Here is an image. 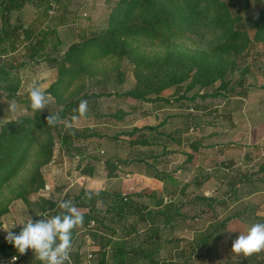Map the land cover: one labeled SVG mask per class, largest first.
Wrapping results in <instances>:
<instances>
[{
  "label": "rangeland",
  "instance_id": "obj_1",
  "mask_svg": "<svg viewBox=\"0 0 264 264\" xmlns=\"http://www.w3.org/2000/svg\"><path fill=\"white\" fill-rule=\"evenodd\" d=\"M4 1L0 0V35L16 26V12L4 11ZM117 2H27L19 21L22 28L24 24L29 25L28 29L23 28L24 38H19L20 32L0 42V48L4 49L0 52V158L12 150L27 119L33 115L28 98L33 84L48 99L41 111L45 114H56L85 93L102 95L89 103L86 116L75 121L72 117L61 118L57 124L66 126L67 131L69 126L80 132L92 129L101 133L100 136H80L75 141L81 145L79 150L60 153L57 127H42L25 164L0 188V258L17 251L3 247L7 236L4 229L16 233L21 227L17 224L26 217L35 222L57 215L61 209L54 201L72 202L82 189L95 192L137 189L141 195L131 196L133 201L149 207L155 197H160L171 207L172 216L173 207L179 205L181 213L187 215L186 219L191 216V220L171 219L159 231L161 246L157 253L153 252L150 242L142 243L147 225L133 211L112 223L105 219L98 228L100 232L89 227L93 221L89 226L83 223L73 229L76 234L70 253L77 257V264H95L101 256L102 242L108 237L124 239L130 247L142 244L152 250L156 264H234L244 256L231 252L232 242L254 223L252 215L264 201V141L255 143L253 139L255 132L262 133L264 129V46L254 39L255 29L250 24L264 10V0H149L148 8L137 14L147 20L160 15L170 18L175 26L166 31L164 39L128 37L125 54L110 53L95 58L81 53V43L108 26L109 15ZM233 28L245 30L251 39L238 55L223 58L235 63L238 69L226 70L222 78L209 85L195 83L190 87L188 78L179 85L160 90L159 96L168 100L120 95L135 86L143 87L145 78L167 65L163 63L169 53L170 62L182 53L189 58L193 53L206 52L223 42ZM12 40L15 41L13 53ZM73 45L77 46L71 49ZM9 65L14 68H8ZM246 66L248 71L242 75L241 69ZM50 75L52 81L43 83L51 79ZM50 87L55 93L49 92ZM17 96L20 100L16 110L8 111V104L17 100ZM146 96L155 98L156 91H149ZM96 113H117L121 118L107 120ZM160 121L163 130L160 142L165 143V148L158 144L153 149L163 153L153 158L147 156L149 153H142L149 146L128 147L127 139L138 132L128 136L124 131ZM240 126L242 132L245 129L244 142H239L238 137H243L241 133L238 135ZM197 140L199 149L193 153L192 161L185 162L189 142ZM82 149L84 153H77ZM142 155L147 158L146 162L138 160ZM147 163L151 164L150 168L146 167ZM153 167L171 173L173 178L162 184L152 176ZM244 173L258 183L239 189L237 182L231 186ZM196 181H202L201 185ZM197 195H208L215 200L212 204L194 202L192 199ZM97 205L100 215L104 216L105 206ZM75 207L85 212L82 207ZM237 212L246 218L243 220L237 215L227 220L228 215ZM208 224L222 230L210 239L213 248L203 250L197 248L200 243L197 241ZM174 226L192 230L189 234L192 238L175 232ZM231 234L237 235L236 238H231ZM225 247L226 255H223ZM200 248V252H195ZM20 258L23 264H42L31 249L20 254ZM255 258L263 260L264 251L255 253ZM147 260H131L125 256L113 259L109 250L105 264H149Z\"/></svg>",
  "mask_w": 264,
  "mask_h": 264
},
{
  "label": "trees",
  "instance_id": "obj_2",
  "mask_svg": "<svg viewBox=\"0 0 264 264\" xmlns=\"http://www.w3.org/2000/svg\"><path fill=\"white\" fill-rule=\"evenodd\" d=\"M19 1L21 0H5L2 9L6 12H10L11 10L19 7ZM148 6L149 0H118L117 5L113 8L109 15L108 26L101 33L94 34L91 37L85 39V41L81 43V53L91 54L95 58L105 56L110 53L125 54L126 48L124 44H126V39L128 37H139L149 40L164 39V37H166V31L172 29L175 26L174 22L165 15H160L153 19L147 20L141 14H137L138 12L147 9ZM250 24L255 29L254 39L261 41L264 46V10H261L257 17L251 20ZM17 29L18 28L16 26L6 29L3 34L0 35V42H2L6 37H10V35L12 36ZM250 40L251 39L245 30L233 28L223 42L211 47L206 52L193 53L189 58H187L185 53H182L176 58V61L171 60L170 62L169 60L171 53H169L165 62L163 63L167 65L165 67H160L149 78H145L143 87L135 86L134 88L127 90L120 95L143 100H168L167 97L159 96V91L164 88H169L173 85H179V83L185 79H190V87L195 83L203 86L209 85L215 80L222 78L226 70L232 71L239 68V66L235 65V63L226 62L223 58L227 55H238L245 49L247 43H249ZM10 42L11 48H14L15 41ZM76 46L77 45H73L71 49ZM2 50L4 49L0 48V52ZM198 55H201V57L199 58ZM8 68L12 69L14 66L9 65ZM158 71H163V73ZM247 71L248 67H243L241 69V74L243 75ZM2 74L5 73L3 72ZM152 84L158 85L156 88H153L151 86ZM190 87L187 88L189 89ZM51 88L52 87H50L49 92L55 93V90H51ZM153 90L156 91V96L155 98L149 99L146 96V93ZM99 96L102 95L96 93H85L76 100L70 101L67 105H64L62 109L55 113L59 114L60 118L73 117L74 115H78V113L74 112V109L78 108L81 100H86L87 106H89V103L91 101H95ZM48 115L49 113L45 114L40 111H33V115L27 119V125L23 130V133L20 134V137L16 135L18 136L16 138L17 143L14 144L12 150L9 151V153L0 158V188L5 183H7L11 177H13L15 173L25 164L29 155V151L36 142V135L38 132H40V129L42 127H50L47 125L46 121ZM97 115H100L107 120H118L121 118V114L117 113H103ZM161 124L162 121L155 125L132 127V129L129 131H124L123 133L127 134L128 136H132L135 132H138L137 135L127 140L128 144L131 146L155 145L160 143V138L163 135V130L160 129ZM54 127H57L58 129L60 145L65 149V151H72L75 148L73 145V140L78 136H86L95 134L96 132L92 129H88V131L86 130L87 132L84 130H81L80 132L76 128L70 126L68 127L67 131L64 125L61 124L55 125ZM142 129H145V131H141ZM4 135L5 133H3V136ZM163 146H165V143ZM189 147L190 151L186 152V158L184 160L185 162L192 161L195 156V152L200 147V142L198 140L191 141L189 142ZM45 151L46 149L43 150L40 155H43V152ZM143 156L144 155H142L138 160L141 162H146L147 158ZM147 156L156 158L158 153L151 152ZM108 165H110L109 161ZM146 167L150 168L151 164L147 163ZM152 170V176L162 182H166L173 178L171 173H167L158 168L153 167ZM236 182L237 181H233L231 186H233V184ZM201 183L202 181H196L197 185H201ZM135 195H140V193H136ZM89 196H91V199H88ZM130 197L131 194L119 192L110 193L107 190H100L95 193H90L88 190H82L76 197H74L72 203L75 206L82 207L87 210L82 213L83 223L86 224V226H89L90 221H93L94 224L90 225L89 227H92V230L95 231L99 230V227L101 228V225L105 219L106 221L112 223L114 220H116V218H124L129 215L131 211H133L134 214H137L139 220L150 222V226L147 229V235L142 243L145 244L150 242V245L154 247L153 252L157 253L161 243L159 236L160 224H156L155 221L157 212L149 210L144 211L145 207H143L142 204L133 201ZM192 200L194 202L203 201L206 202V204H212L215 199L208 195H197L193 197ZM97 203H102L105 206L104 216L100 215L101 213L97 208ZM236 214L237 213H235V215ZM235 215H229L227 220ZM256 223H264V217H256ZM221 224L223 225L224 222L222 221ZM214 226L215 224L209 227V232L207 235L211 236L215 232L219 231V229L217 230ZM20 230L21 227L18 228L16 234H18ZM75 234L76 231L73 230L72 240L75 237ZM3 247L5 249H16L12 244L8 243L7 240L5 241ZM108 249L110 250L113 259L116 257L125 256L131 260L138 258L148 259L150 264H156V261L153 258L152 250L145 249L142 244L136 247H129L127 246V243L124 239L113 240L110 237L106 238L102 242L100 247L101 256L95 264H105L106 252ZM13 254L19 255V252L16 251ZM70 255L73 257L71 253ZM74 257L73 260L75 263H77V257ZM21 258L13 264H23Z\"/></svg>",
  "mask_w": 264,
  "mask_h": 264
},
{
  "label": "clouds",
  "instance_id": "obj_3",
  "mask_svg": "<svg viewBox=\"0 0 264 264\" xmlns=\"http://www.w3.org/2000/svg\"><path fill=\"white\" fill-rule=\"evenodd\" d=\"M30 107L33 111H42L46 108L48 99L41 88L33 84L28 90ZM16 102L8 104V111H15ZM88 111L87 101L81 100L74 112L72 119L78 120L86 116ZM48 126H55L61 122L59 114H49L46 118ZM91 199V196L88 197ZM56 203L61 209L57 215L41 218L37 221L29 216L21 225L18 234L7 231L5 239L12 244L20 254H25L31 249L35 257L42 264H70V250L72 248L73 229L83 224V215L70 200H62ZM14 225L13 227H15ZM12 227V228H13ZM264 251V223H253L246 231L240 233L232 242L231 252L248 257L254 253ZM16 258L13 257V260Z\"/></svg>",
  "mask_w": 264,
  "mask_h": 264
},
{
  "label": "crops",
  "instance_id": "obj_4",
  "mask_svg": "<svg viewBox=\"0 0 264 264\" xmlns=\"http://www.w3.org/2000/svg\"><path fill=\"white\" fill-rule=\"evenodd\" d=\"M32 2L33 0H21V1H19V7L18 8H16V9H13V10H11V12L12 11H14V12H16V16H15V22L16 23H14V24H16V27L18 28L17 29V31H15L14 32V36H17L18 34L17 33H20V32H22V33H20L19 34V38H24L23 36H24V30H23V28H25V29H28L29 28V25L28 24H24L23 25V28L22 27H20L19 25H21V22H19L20 21V19H22V16L24 15L23 14V7H24V5L27 3V2ZM22 26V25H21ZM1 28H3V25L1 24ZM18 38V37H17ZM18 40V39H17ZM24 40H26V39H24ZM12 41H14V40H12ZM26 43V42H25ZM15 46H16V44H15ZM10 49H12V48H10ZM14 49L15 48H13V51H12V53L14 52ZM52 75V74H51ZM51 75H50V78H51ZM36 76V75H35ZM30 78H33V77H31V75L29 76ZM49 80H51L52 81V78L51 79H45L44 80V82L43 83H47ZM20 100V97H18L17 96V100H15V102L18 104L19 101ZM262 118V117H261ZM244 119H246V117L245 118H243V120ZM241 120H242V118H241ZM264 120V119H263ZM240 125V124H239ZM243 126V125H242ZM64 127H66V126H64ZM241 126L239 127V129L241 130ZM245 131V129L243 130V132H242V130H241V132H239L238 133V135L241 133V134H243V137H241V136H239L238 138H239V142H244V140H246V133L244 132ZM100 134L101 133H99V132H95V134H90V135H86L85 137H90L91 135H93V136H100ZM79 137L80 136H78L77 138H75L73 141V145H74V149L72 150V151H65V149L64 148H62L61 146H60V148H59V152L60 153H67V154H69V153H73V151H75L76 149H78L79 150V148H80V144H79V142H75V141H78L79 140ZM82 137V136H81ZM111 138H113V137H111ZM253 139L255 140V143H263L262 141H264V129H263V132L262 133H259L258 131L257 132H255V136L253 137ZM128 140V139H127ZM262 140V141H261ZM126 144L128 145V147L129 148H140L141 146H131V145H129L128 144V142H126ZM159 144H161V142L159 143ZM164 144V143H163ZM163 144H161L162 146H163ZM156 145H158V144H155V145H149V149H147L146 151H144V152H142V153H151V152H153V153H163L164 151H156V150H154L153 148H154V146H156ZM228 145V144H227ZM77 146V147H76ZM163 148H164V146H163ZM85 152V149H82V150H80V151H78L77 153H84ZM224 156V155H223ZM225 159V157H223L222 158V160H224ZM227 159H229V157L227 158ZM230 163V162H229ZM225 164V163H224ZM174 173V172H173ZM156 179V178H155ZM211 179H213L212 177L211 178H209V179H207V181H210ZM156 180H158V179H156ZM158 181H160V180H158ZM206 181V182H207ZM162 184H165L166 182H162V181H160ZM256 183H258L257 181H252V179H250V178H247V176H246V173H244V174H241V177H238L237 178V187H238V189L241 187V186H247V185H250V184H256ZM83 190V189H82ZM81 190V191H82ZM84 190H88L90 193H95V191H90L89 189H84ZM100 190H102V189H100ZM100 190H98V191H100ZM109 192V191H108ZM112 192H118V191H111L110 193H112ZM119 193H126V194H131V196H133V195H135L136 193H140V190H137V189H133V190H124V191H119ZM141 195V194H140ZM131 198V197H130ZM155 199V201L148 207H146V206H144V204L143 203H140V202H138L137 201V203H140V204H142V206L143 207H145L144 208V211L145 210H149V211H153V212H157V216L155 217V221H156V224H160V227H159V231L165 226V225H167V223H169L170 222V220L172 219L173 220V218H174V220H176V219H179L180 221H182V220H185L186 219V216L187 215H184V214H182L181 213V211H180V207H179V205L178 206H176V207H173V216L171 215V213L169 212V211H171V207L170 206H168V205H166V203H165V201L164 200H162V198H160V197H155L154 198ZM263 204L261 205V206H259V208H257V210L255 211V214H253L252 215V218H254V223H256V217H264V201L262 202ZM98 206V205H97ZM83 209H85V208H83ZM85 211H87L86 209H85ZM134 214V213H133ZM137 215V214H136ZM231 215H235V214H231ZM237 215H239L238 217H242L243 218V220L246 218V215H241L239 212H237V214L235 215V216H233L231 219H233V218H236V216ZM229 216V215H228ZM136 218H138L137 216H135ZM213 218V217H212ZM217 218H218V216H217ZM241 219V218H240ZM139 220V219H138ZM187 221L188 220H191V216L188 218V219H186ZM139 221H141V220H139ZM142 222H144V223H146V225H147V229H148V227L150 226V222H148V221H142ZM209 222H212V221H209ZM213 225V224H212ZM211 225H209L208 224V226L206 227V229H205V233H204V235L202 236V237H200L199 238V240L197 241V242H200V243H198L197 244V248H199V247H202L203 248V250L204 249H207V250H210V248L212 247L213 248V246H214V243H212V238H214V236H215V234H217L218 232H220V230H222V229H220L219 231H217V232H215L213 235H211V236H209V235H207L208 234V232H209V227H210ZM174 227H176V226H174ZM147 229L145 230L146 231V233H147ZM96 232H100L99 230H97ZM175 232H177V233H179V234H181V232H183V234L184 235H186V236H184V237H188V238H192V237H189V234H192V230H188V229H181V228H177L176 227V229H175ZM188 233V234H187ZM236 236L237 235H230V237L231 238H236ZM87 237V236H86ZM238 237V236H237ZM111 238V237H110ZM211 239V240H210ZM94 240V239H93ZM115 240V239H114ZM117 240V239H116ZM95 241V240H94ZM192 241H193V239H192ZM211 241V242H210ZM160 246H161V244H160ZM130 247V246H129ZM202 248H200V249H196V251L195 252H200V250L202 249ZM226 247H225V249H222V251H223V255H226ZM160 250V248L158 249V251ZM157 251V252H158ZM217 251H218V249H217ZM109 252V249H108V251L106 252V258H107V253ZM211 252H213V250H211ZM219 252V251H218ZM154 258V257H153ZM256 258H255V253L254 254H252V255H250V256H248V257H243V258H237V260H235L233 263L234 264H264V259L262 260V259H259V260H255ZM239 260H241V261H239ZM148 261V260H147ZM256 262V263H255ZM149 263V262H148ZM150 264V263H149Z\"/></svg>",
  "mask_w": 264,
  "mask_h": 264
},
{
  "label": "built area",
  "instance_id": "obj_5",
  "mask_svg": "<svg viewBox=\"0 0 264 264\" xmlns=\"http://www.w3.org/2000/svg\"><path fill=\"white\" fill-rule=\"evenodd\" d=\"M90 256L91 255H89V257ZM13 257H15L16 259L13 260ZM19 258H20V254L19 255L13 254V255H10L9 257L0 258V264H13V263L17 262L19 260ZM70 264H77V263L74 262V260L71 257V255H70Z\"/></svg>",
  "mask_w": 264,
  "mask_h": 264
}]
</instances>
